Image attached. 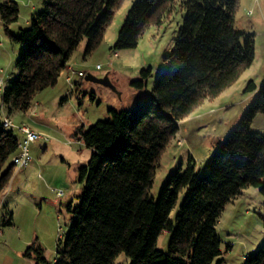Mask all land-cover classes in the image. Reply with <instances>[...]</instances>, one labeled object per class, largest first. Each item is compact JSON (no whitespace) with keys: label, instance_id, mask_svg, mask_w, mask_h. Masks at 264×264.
I'll list each match as a JSON object with an SVG mask.
<instances>
[{"label":"trees","instance_id":"obj_1","mask_svg":"<svg viewBox=\"0 0 264 264\" xmlns=\"http://www.w3.org/2000/svg\"><path fill=\"white\" fill-rule=\"evenodd\" d=\"M122 1L44 0L28 27L10 36L22 48L17 77L2 92L6 113L29 111L35 94L56 84L84 39L85 55L93 52ZM174 1L135 0L112 48H135L146 28L161 25ZM238 2L186 0L173 49L149 95L129 110H109L107 120L87 130L77 129L75 137L91 155L78 168L83 187L78 204L67 206L73 221L52 264H114L121 254L127 264H223L215 226L224 206L247 187L264 194V133L250 131L252 119L264 113V81L247 85L254 99L201 174L189 157L183 171L178 167L168 176L157 200L149 191L178 122L230 87L254 59L253 36L234 28ZM18 13L14 2L0 4L6 29ZM149 76L150 69L141 71L131 85L142 89ZM19 141L0 119V196L12 176ZM163 231L170 232L167 253L156 247ZM37 260L48 264L39 253ZM244 264H264V244Z\"/></svg>","mask_w":264,"mask_h":264},{"label":"rangeland","instance_id":"obj_2","mask_svg":"<svg viewBox=\"0 0 264 264\" xmlns=\"http://www.w3.org/2000/svg\"><path fill=\"white\" fill-rule=\"evenodd\" d=\"M5 1L14 2L19 13L17 21L7 29L0 20L2 89L17 77L15 63L22 48L10 36L18 37L20 30L28 27L30 17L44 6V0H0V4ZM134 1L123 0L116 8L93 52L85 55V39L79 44L56 84L35 94L29 111L8 115L2 107L3 90H0V119L8 118L15 126L25 124L50 137L48 141L40 139L30 144L32 162L21 170L14 167L1 193L0 264H37L38 253L46 263H53L74 217L67 206L73 208L78 204L83 187L78 182V168L91 155V150L75 137V132L107 120L109 110H129L142 102L165 67L164 57L173 49L184 15L182 4L186 0H175L161 25L146 28L135 48L114 50L118 32ZM234 28L253 36L254 59L230 87L216 98L204 100L178 122V133L158 161L149 191L152 200L158 199L169 175L178 167L181 171L185 169L189 157L194 160L195 171L201 174L218 144L254 99L255 92L246 91L247 85L251 82L259 86L264 81V0H239ZM147 69L150 76L146 86L134 88L131 82L139 80L141 71ZM77 72L84 75L78 77ZM86 75L105 78L109 85L88 81ZM68 76H71L70 82L66 80ZM250 131L264 133V113L252 119ZM13 133L21 139L17 130ZM56 190H62L63 195L56 197ZM178 204L170 213L172 219ZM9 218L10 224L2 225ZM215 229L223 264H244L245 258L253 256L264 244V194L254 187L242 189L224 206ZM169 238L170 232L163 231L158 237L157 249L167 253ZM28 249L29 255H26ZM127 263L123 254L114 262Z\"/></svg>","mask_w":264,"mask_h":264},{"label":"built area","instance_id":"obj_3","mask_svg":"<svg viewBox=\"0 0 264 264\" xmlns=\"http://www.w3.org/2000/svg\"><path fill=\"white\" fill-rule=\"evenodd\" d=\"M98 67V65H97ZM73 74V71H71V75ZM78 77H82L84 74L82 72H77ZM67 82H70L71 76H68L66 78ZM0 90L2 89V82H0ZM2 127L8 130H17L18 133L22 135L20 141H19V147L17 152L12 156L11 163L13 165V168H17L19 170L24 169L30 165L32 162V156L29 151V146L33 142L37 140H44L48 141L50 137L44 133L34 131L30 127H28L25 124H21L19 126H15L11 120L8 118H2L1 119ZM56 197H61L63 195L62 190H56L55 191Z\"/></svg>","mask_w":264,"mask_h":264},{"label":"water","instance_id":"obj_4","mask_svg":"<svg viewBox=\"0 0 264 264\" xmlns=\"http://www.w3.org/2000/svg\"><path fill=\"white\" fill-rule=\"evenodd\" d=\"M85 79L88 80V81H91V82H99V83H102L104 85H109L105 78L104 79H96V78H94V77H92L90 75H86Z\"/></svg>","mask_w":264,"mask_h":264},{"label":"crops","instance_id":"obj_5","mask_svg":"<svg viewBox=\"0 0 264 264\" xmlns=\"http://www.w3.org/2000/svg\"><path fill=\"white\" fill-rule=\"evenodd\" d=\"M67 78V77H66ZM2 199H0V202H1ZM1 204V203H0Z\"/></svg>","mask_w":264,"mask_h":264}]
</instances>
